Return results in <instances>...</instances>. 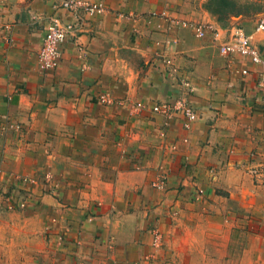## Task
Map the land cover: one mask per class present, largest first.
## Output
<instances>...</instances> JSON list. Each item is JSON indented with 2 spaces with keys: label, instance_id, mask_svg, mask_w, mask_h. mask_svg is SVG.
I'll return each mask as SVG.
<instances>
[{
  "label": "crops",
  "instance_id": "0c3cea01",
  "mask_svg": "<svg viewBox=\"0 0 264 264\" xmlns=\"http://www.w3.org/2000/svg\"><path fill=\"white\" fill-rule=\"evenodd\" d=\"M60 1H3L0 264H264V178L251 173L264 62L180 22H212L221 39L243 27L264 56V0H86L111 11L79 17ZM54 14L79 29L42 70ZM185 80L190 127L154 110Z\"/></svg>",
  "mask_w": 264,
  "mask_h": 264
},
{
  "label": "built area",
  "instance_id": "2783aa9c",
  "mask_svg": "<svg viewBox=\"0 0 264 264\" xmlns=\"http://www.w3.org/2000/svg\"><path fill=\"white\" fill-rule=\"evenodd\" d=\"M3 1L0 0V16L2 15L5 5ZM60 2L62 6L77 14L78 17L81 12L105 13L111 11L109 7L100 2H90L86 0H61ZM161 14L166 15L167 10L164 9ZM118 15H122V13H118ZM180 22L182 25L191 26L194 29L195 34L200 37H204L208 32H211L214 40L219 41L218 47L222 53L226 54L237 52L241 55L249 57L255 63L264 62V56L262 55L261 50L253 42V35L245 31L243 27H234V29L229 31L227 38L221 39L222 34L219 27L212 22H194L184 19ZM78 29L77 24L72 21H63L61 17L55 14L50 17L49 24L43 37L42 45L38 51V65L40 69H55L59 65L63 53L64 43L69 39V36L76 33ZM256 30L264 33V13L257 21ZM242 72L244 74H248L249 70L243 69ZM257 78L259 91H264V68L258 73ZM183 86L185 89V95L181 100L177 103L166 101L155 104L154 110L164 113L167 117H171L174 112L182 111L188 119L185 126L190 127L191 121L195 120L199 114L188 99V95H190V93L194 90L192 83L185 80L183 82ZM100 99L104 102L112 100L108 95H101ZM252 156L253 158H256V152H253ZM251 173L255 176L264 178V161H260V163L252 166ZM155 186L163 188V180L156 182ZM153 242L155 245H159L161 243V234L159 232L155 234Z\"/></svg>",
  "mask_w": 264,
  "mask_h": 264
},
{
  "label": "rangeland",
  "instance_id": "374dc122",
  "mask_svg": "<svg viewBox=\"0 0 264 264\" xmlns=\"http://www.w3.org/2000/svg\"><path fill=\"white\" fill-rule=\"evenodd\" d=\"M193 91H194V90H193ZM193 91H192V92H193ZM192 92H191V93H192ZM191 93H190V94H191ZM17 179H19L18 176H17ZM23 180H24V179H23ZM15 206H17L16 203L14 202V200H11V201L9 202V207L15 208ZM18 206H21V207L26 206V201H25V200H22L21 202L18 201ZM153 244H154V242H153ZM161 244H162V240H161V243H160L159 245H161ZM154 245H155V244H154Z\"/></svg>",
  "mask_w": 264,
  "mask_h": 264
}]
</instances>
